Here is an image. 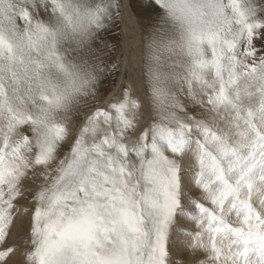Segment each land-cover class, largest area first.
I'll list each match as a JSON object with an SVG mask.
<instances>
[{"label": "snow or ice", "instance_id": "1", "mask_svg": "<svg viewBox=\"0 0 264 264\" xmlns=\"http://www.w3.org/2000/svg\"><path fill=\"white\" fill-rule=\"evenodd\" d=\"M0 264H264V0H0Z\"/></svg>", "mask_w": 264, "mask_h": 264}, {"label": "rangeland", "instance_id": "2", "mask_svg": "<svg viewBox=\"0 0 264 264\" xmlns=\"http://www.w3.org/2000/svg\"><path fill=\"white\" fill-rule=\"evenodd\" d=\"M118 31H123V29H120V30H118Z\"/></svg>", "mask_w": 264, "mask_h": 264}]
</instances>
